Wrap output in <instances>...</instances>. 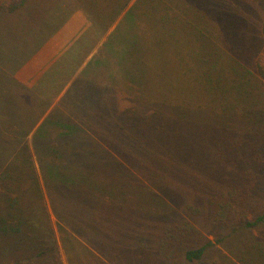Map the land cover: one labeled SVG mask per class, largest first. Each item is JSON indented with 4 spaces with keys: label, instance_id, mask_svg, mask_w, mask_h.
I'll return each mask as SVG.
<instances>
[{
    "label": "rangeland",
    "instance_id": "374dc122",
    "mask_svg": "<svg viewBox=\"0 0 264 264\" xmlns=\"http://www.w3.org/2000/svg\"><path fill=\"white\" fill-rule=\"evenodd\" d=\"M206 1L210 11L220 13ZM78 3L31 0L24 11L0 16V37L13 29L24 33L25 40L30 36L28 24L46 32L52 24L45 22L54 11L60 22L35 53L30 40L34 35L23 42L28 57L25 54L21 70L16 69L20 48L0 45V59L8 57L13 63L0 69V174L8 172L6 184H0V264H264V223L244 227L264 212V84L254 72L256 52L262 46L264 0H231L227 18L223 17L229 47L225 54L229 52L249 72L247 78L256 87L253 118L237 114L228 119L226 132L217 133L213 122L207 123L214 115L206 111L204 125L209 132H204L198 130L197 110L195 122L189 119L185 124L192 134L208 135L203 147L212 159L185 167L169 190L153 187L139 171H125L118 137L113 141L104 132L88 134L94 147L90 153L95 155L90 163L81 147L80 134L85 130L80 121H66L81 129L72 136L75 142L58 134L61 120L75 104L76 76L88 71L93 59L110 57L108 38L119 23L103 30ZM9 37L16 40V35ZM104 66L109 67L93 66L98 81L109 71ZM42 130L47 131L45 137L40 136ZM125 147L133 153L130 144ZM57 170L77 179L88 177L90 184L69 190L65 186L72 189V179L52 183L50 172ZM219 200L232 202L222 225L214 222L211 207ZM6 202L9 209H4ZM189 206L198 207L200 213ZM184 221L202 236L194 244L212 243L199 262H187L182 253L166 260L157 252L161 229ZM42 250L45 254L38 256Z\"/></svg>",
    "mask_w": 264,
    "mask_h": 264
},
{
    "label": "trees",
    "instance_id": "16d2710c",
    "mask_svg": "<svg viewBox=\"0 0 264 264\" xmlns=\"http://www.w3.org/2000/svg\"><path fill=\"white\" fill-rule=\"evenodd\" d=\"M30 1L0 0V16L17 14L25 10ZM78 1L103 30L119 22L108 38L112 42L107 49L110 57L106 55L109 58L105 61L93 59L86 67H89L88 71L76 76L73 84L77 87V93L72 97L78 100L74 101L68 118L61 120L63 126L58 134L65 140L71 138L75 142L72 136L81 132L79 127L66 121L76 124L80 121V125L84 126L85 131L80 135L85 144L81 145L82 151L87 154L85 161H95V155L90 153L94 147L90 146L87 135L104 132L113 141L118 137L119 152L125 155L120 154L127 165L125 171H139L153 187L169 190V184L175 182L177 173L180 176L185 167L206 162L209 157L212 159L204 153L206 147L203 146L208 135L200 132H209L204 125L206 111L214 115L207 123L213 122L212 128L217 133L226 132L228 119L237 114L253 118L251 107L255 105L253 91L256 87L253 88L250 78H247L249 72L229 52V56L225 54L229 47L222 30L225 29L223 24L231 0H209L220 13L210 11L206 0ZM229 8L235 12L233 7ZM57 19L54 11L50 22H45L52 25L48 24L50 29L43 33L28 24L27 35L34 36L26 40L22 37L25 35L23 32L14 33L13 29H7V36L0 37V45L8 43V47L20 48L22 57L16 69L27 60L23 42L30 38L34 45L31 49L35 53L48 40L51 32L59 27ZM10 35H16V40H10ZM230 35L234 39V35ZM261 35L262 46L256 52L254 72L264 84V19ZM17 41L18 44L14 45ZM9 61L8 57L1 58L0 69L11 66L13 63ZM95 63L109 65L104 66L109 71L103 73L106 78L100 81L96 78L99 75L95 73ZM197 110L200 113V131L192 134L185 123L189 119L195 122L193 115ZM46 135L47 131L42 130L40 136ZM125 144L133 147V153L127 151ZM26 147L25 143L22 150L25 151ZM51 151L58 152L56 149ZM24 161L29 163L28 157ZM50 175L52 183L72 179L75 183L69 184L72 189L65 186L69 190H75L78 187L76 184L85 185L87 182L85 187L90 184L86 180L88 177L77 179L72 173L64 171L57 170L53 175L50 172ZM7 176V171L0 174V184L7 182ZM95 186L98 189L97 184ZM88 195L91 198V194ZM91 201L94 200L91 198ZM6 204L4 209H9L11 204ZM231 205L230 200L211 202L216 224L222 225L232 209ZM189 209L200 213L198 207ZM57 221L67 224L63 219ZM262 223L264 212L254 221L246 222L244 227ZM201 239L199 231L188 222L167 224L158 236L157 252L166 260L182 253L187 262H199L212 246L210 241L199 246L193 243ZM44 254L42 250L38 256Z\"/></svg>",
    "mask_w": 264,
    "mask_h": 264
}]
</instances>
